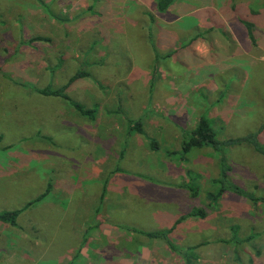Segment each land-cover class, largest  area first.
Returning <instances> with one entry per match:
<instances>
[{
	"label": "rangeland",
	"instance_id": "rangeland-1",
	"mask_svg": "<svg viewBox=\"0 0 264 264\" xmlns=\"http://www.w3.org/2000/svg\"><path fill=\"white\" fill-rule=\"evenodd\" d=\"M237 14L235 0H172L162 12L154 0H0V211L37 196L46 184L43 199L61 209L88 196L106 209L104 224L97 218L93 230L66 211L63 218L73 224L62 228L57 215H35L62 245L60 256H43L34 230L22 239L21 229L0 222V264H184L181 252L140 231L164 230L194 207L209 213L200 231L167 234L173 246L195 255L190 264H264V158L248 144L228 147L231 179L254 200L232 196L214 205L206 197L214 154L194 148L186 162L164 154L179 148L180 131L200 115L217 138L263 124L264 52L256 64L242 61L235 33L241 43L240 37L249 39L248 52L253 41L264 50V31L246 38L235 24L264 26V14L245 16L241 8ZM78 65L88 76L66 93L95 107L91 119L61 98L31 90L56 88ZM125 117L140 120L144 135L128 132ZM145 136L157 142V152ZM258 142L264 149V131ZM197 154L206 160L193 163ZM188 178L197 186L194 196L179 185ZM101 187L108 188L105 204L98 202ZM19 225L28 231L26 222Z\"/></svg>",
	"mask_w": 264,
	"mask_h": 264
},
{
	"label": "trees",
	"instance_id": "trees-1",
	"mask_svg": "<svg viewBox=\"0 0 264 264\" xmlns=\"http://www.w3.org/2000/svg\"><path fill=\"white\" fill-rule=\"evenodd\" d=\"M171 2L172 0H154L156 10L161 12L165 11L169 7ZM242 22L247 30V34H249L248 36H250L253 39L252 37L253 24L246 21H242ZM78 68L73 73L68 75L66 80L63 83L59 84L56 88H52L50 85H45L44 87H31V90L39 95L61 98L65 100L70 106H72L79 114L86 116L88 119H91L93 118L95 107L90 106L86 108L80 102L71 99L66 93L67 88H69L74 81H76L79 78L88 76V73L82 69L81 65H78ZM125 121L127 124L128 132H137L139 134L144 135L140 120L125 117ZM260 129L246 133L241 136L217 138L216 133L210 123V120L205 118V116L200 115L197 118L195 125L191 129L188 130L182 129L180 131V137L178 142L179 148L174 150H165L164 154L169 159H172L173 156H177V158H173V159L177 160L178 162L180 161L186 162L185 156L191 151V149L204 148V147L207 148L214 154L217 160L215 175L214 177H211L209 183V185L212 187V190L206 191V197L209 199V202L211 204L216 205L220 197L225 192H231L237 195H241L253 201L254 196L252 195V193L245 191L243 188L238 186V184L231 179L230 174L232 168L227 161L226 149L228 147L244 143L250 145L255 152L261 154L264 157V149L257 140V134ZM145 139L147 140L149 149L151 151H154V153L157 152L159 148L157 142L151 137L145 136ZM205 160H206L205 156L201 154H197L191 161H193V163H203ZM188 165L190 166L191 164ZM189 172L190 171H188V169H185L184 174L188 177V175H190ZM193 173H194V179H196V177L197 179H199V174L195 172ZM193 183L192 180L188 178L186 183L182 184L180 182L179 185L186 188L191 196H194L196 194L195 191L197 186L196 184ZM47 191L48 188H46L42 193L37 195L35 198L30 199L29 201L24 203V205L21 208L0 211V222L10 225H15L16 224L15 220L18 214L23 209L32 205L34 202L39 201L46 194ZM205 215H206V211L202 207L190 208L185 213H180L169 228L164 230H156V231H140V233L148 237L163 239L164 241H166L167 245L172 250H177L181 252V256L183 257L184 264H190L191 260L189 259V256H191V258H194L195 255L192 252L189 253L187 251L188 250L187 248L181 250L178 247L173 246L172 243L169 240H167V234L173 229V227L176 226V224L180 223L182 220L190 216H194L196 218L201 219L204 218ZM193 248L194 247H192V249Z\"/></svg>",
	"mask_w": 264,
	"mask_h": 264
},
{
	"label": "crops",
	"instance_id": "crops-1",
	"mask_svg": "<svg viewBox=\"0 0 264 264\" xmlns=\"http://www.w3.org/2000/svg\"><path fill=\"white\" fill-rule=\"evenodd\" d=\"M240 8L244 11L245 16H249V15L250 16H260L261 14H264V0H235V15L238 16L237 13H239ZM241 20H242V17H241ZM242 26H244V24H235V31H236V29H238L239 32H244L245 33L246 28L244 26L243 27L244 30H243ZM254 29L255 30L256 29H259L260 31H264V26H260V25L259 26H254L253 25L252 31H254ZM245 37L248 38V35L246 34ZM240 39H241V41H242L243 44L240 42L239 36H237L236 33H235V44H236V46L238 47V49L241 48L240 45H243V47H244V50L242 51V54L240 52H238V50H237V52H238L237 54L242 57V61H246L247 58H252L254 64H256L257 62H259L260 61V57L257 56V55H259L260 53L262 54L264 52V50H260L258 48V46H259L258 44L259 43L257 42L258 43L257 44L256 42L253 41V45L251 46L252 48H250L248 50V52H246L245 51L246 50L245 47H247V42H248V46H250V44H249L250 41H249V39H245V38H242V37H240ZM256 51H258V52H256ZM249 52H256V55L255 56L254 55H251ZM258 129H260V130H259V132L257 134V140H258L259 133H262V131H264V121H263V124H259L257 126V130ZM249 132H252V131H249ZM255 153L258 154V155H260V156H262L261 154H259L257 152H255ZM262 158H264V157L262 156ZM92 173L95 174V169L94 168H93ZM235 183H237L238 186H240V187L242 186L240 184L241 183L240 180L238 178H236V177H235ZM78 187H81L82 189H85L88 186L85 187V185H84V186H78ZM46 188H48V185L47 184H46L45 189ZM106 189L108 190V188H106V187H103V188L101 187L100 190H99V194H98V202H99V204H101V203L102 204H105L104 198L106 196V193H105L106 192ZM60 190H61L60 187H56V189H55L56 192H60ZM63 191L65 192V194H64L65 197H67L69 193L65 190V188H64ZM49 192H50V189L48 188V191L46 193H49ZM233 194L231 192H225L220 197V200L218 201V204L219 205H223L224 203L229 202L228 200H230V198L232 196H235V200H236V197L241 196V195H237V194L233 195ZM176 196H177V193H176V195H173L172 197H170V199L174 202L176 200ZM35 197L36 196H34V197L30 198V199H33ZM43 197H45V195ZM43 197L39 201L34 202L29 207L23 209L18 214V216H17V218L15 220V223L16 224L15 225H12V226H15V227L17 226V228L21 229V231L25 234V235H23V237H21L22 239H25V238L30 237L31 236V233H32L31 230L32 231L34 230V233H36L37 235L39 234L40 245H39L38 248H39V252L43 256H45V255H49V256L58 255V256H60L64 251L62 250V245H59L58 246V245H56L53 242L54 240L57 239V237L54 235V233H52L50 231L47 232L46 229H44L45 226L42 224V222L36 221L35 215H42V214H44V215H57V223H58L59 227H61V228H62V225H64L65 223H70L72 225L73 224V221H74L73 219L76 220V218H77L76 221L81 222V223H79L81 225H85V223L87 222L86 223L87 224V229H89L90 227H92L91 228L92 230L94 228H96V220H97V218H101V219L98 220V223H97V225L99 227L101 226L102 223L104 224V221L105 220H104V217H101V213L102 214H105L106 209H105V207H103L102 210L99 209L100 207L99 206H96V204L94 202L95 199L93 197H92V199H90L89 196H88L87 197V200H86V197H85L84 201H81V200H78L77 199L76 200V203L73 205V207L69 208L68 205H67L66 207H63V209H61L62 208L61 207L62 205H60L58 201H56V200L43 199ZM30 199L25 200L24 202L22 200H20L19 203H18L19 208H21L24 205V203H26ZM222 200H224V201H222ZM18 206H16V204H14V206L9 207L8 209L9 210L10 209H15ZM240 207H243V206L240 205ZM65 211L66 212H69L70 217H71V220H73V221H69V222L65 221V219L63 218ZM62 214H63V216H62ZM85 214H86V216H85ZM207 215H209V213H206V215H205L204 218H201V219L197 218L198 221L196 219V222L193 221V224L190 221H185L183 223V220H182L180 223L176 224L175 227H173L172 230H174V231L171 230L169 232V233H171L170 236H173V237L180 236V235L181 236H184V235L187 236L188 234H189L188 236H190L191 233H193V232H195L197 230L200 231L201 227L203 225H205L206 219H208V216ZM21 220L24 222V225H25V222H26V227L28 228V231L27 232H25V231L22 230V228H23L22 226L20 227L19 222ZM186 220H187V218H186ZM172 223H170V224H164L163 225L164 226L163 229L169 228L172 225ZM146 230H152V229L147 228ZM93 235H95V234H93ZM93 235L91 237H90V235H88L87 236V239L88 240L89 239H92ZM28 239H30V238H28ZM69 240H72L71 237H69ZM88 240H87V242H88ZM83 246H84V242H83V245L81 246V248ZM81 248H80V250H81ZM60 250H61V252L58 253V251H60ZM85 250L86 249H82L81 250L82 251L81 254ZM89 250H92V249H89Z\"/></svg>",
	"mask_w": 264,
	"mask_h": 264
}]
</instances>
